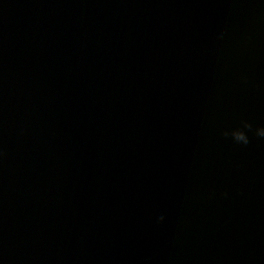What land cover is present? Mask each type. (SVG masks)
Wrapping results in <instances>:
<instances>
[{"label": "water", "instance_id": "water-1", "mask_svg": "<svg viewBox=\"0 0 264 264\" xmlns=\"http://www.w3.org/2000/svg\"><path fill=\"white\" fill-rule=\"evenodd\" d=\"M257 127L264 0H0V264H264Z\"/></svg>", "mask_w": 264, "mask_h": 264}, {"label": "clouds", "instance_id": "clouds-1", "mask_svg": "<svg viewBox=\"0 0 264 264\" xmlns=\"http://www.w3.org/2000/svg\"><path fill=\"white\" fill-rule=\"evenodd\" d=\"M219 35H223V29L220 28L217 30ZM252 132V126L247 123L242 121L241 126L232 129L229 132H225V136H230L231 140L240 145H247L249 143V137L248 133ZM254 135L259 138H264V127H257L254 130ZM162 219V217H160Z\"/></svg>", "mask_w": 264, "mask_h": 264}]
</instances>
